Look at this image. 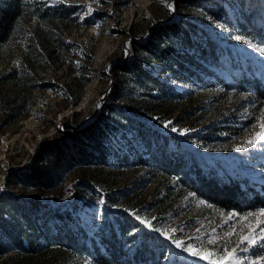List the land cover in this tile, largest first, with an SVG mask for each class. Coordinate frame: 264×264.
<instances>
[{
    "label": "trees",
    "instance_id": "16d2710c",
    "mask_svg": "<svg viewBox=\"0 0 264 264\" xmlns=\"http://www.w3.org/2000/svg\"><path fill=\"white\" fill-rule=\"evenodd\" d=\"M77 14L78 7L65 0H0V85H10V104L20 100L3 115L5 124L17 110H26L25 102L33 90L55 88L50 79L44 81V72L51 67L55 71L57 64H70L68 53L77 43L69 36L79 21ZM184 23L169 21L151 28L139 46L148 52L146 67L129 58L118 69L137 72L139 80L147 81L150 98L159 108L178 101L180 98L170 90L186 84L194 95L203 93L221 102L229 111L226 117L208 124L204 133L186 135L188 139L171 128L183 123L185 114L163 127L109 105L108 118L102 124L96 122L105 112L101 107L86 119L64 127L70 128L69 134L78 133L92 144L90 151L80 146L77 158L91 174H135L130 182L133 198L148 188L149 181H155L147 207H164L187 197L221 213L250 212L264 204V195L245 183L246 169L252 166L245 160L253 161L264 147V139L256 138L257 133L264 135L260 127L264 123V33L246 23L232 24L234 32L245 39L240 47L224 40L216 43L203 29ZM117 87L114 84L110 92ZM181 92L176 94L181 96ZM118 114L117 119L114 116ZM254 123L259 130L243 143L232 142L225 153L212 151L216 144L238 138ZM249 140L254 142L249 144ZM197 142L203 143V150L190 148ZM56 144L43 141L27 166L29 170L22 174L12 170L19 181L30 182L40 194L22 198L1 193L6 202L4 213H0V237H7L25 254L49 253L54 264H166L170 241L153 221L127 207L131 201L126 197L122 201L123 190L102 192L109 209L91 233L85 226L72 225L82 206L91 202L86 193L72 190L62 204L40 197L60 176ZM49 152L53 162L45 165L40 157H48ZM77 184H89L91 191L101 187L97 180ZM172 249L175 257L177 249ZM5 252L6 242L0 240V257Z\"/></svg>",
    "mask_w": 264,
    "mask_h": 264
},
{
    "label": "rangeland",
    "instance_id": "374dc122",
    "mask_svg": "<svg viewBox=\"0 0 264 264\" xmlns=\"http://www.w3.org/2000/svg\"><path fill=\"white\" fill-rule=\"evenodd\" d=\"M65 1L78 7L79 21L69 36L77 44H74L73 52L68 53L71 60L69 65L57 64L55 71L52 67L45 70L44 81L50 79L56 83L55 88L33 90L30 99L25 102L26 110H17L5 124L2 121L3 115L11 107H17L20 100L10 104L13 97L10 85H0V213H4L6 202V196H1L2 192L22 198L40 194L30 182L19 181V175H14L12 170L20 174L29 170L27 166L41 143L57 142L59 154L56 157L61 159L58 168L60 176L52 189L41 192L40 197H50L55 204H62L71 196L72 190L86 193L91 202L82 206L72 225L85 226L91 233L100 224L99 218H105V212L109 209V204L102 198V192L111 188L121 189L124 193L122 201L124 197L131 201L127 207L130 210L137 209L140 214L153 221L156 229L170 241L166 264H209L208 260L193 256L182 247H176V242L181 241L185 246L191 245L195 248L203 247L218 254L226 245L229 248L235 247L238 234L246 232V225L249 223L242 218L250 212L264 209L263 203H259L250 212L243 213H221L202 201L187 197L164 207H147L146 204L154 193L155 181H149L148 188L137 198H133L130 194L133 184L130 182L135 174L116 175L107 171L103 175L91 174L77 158L80 146L90 151L92 144L78 133L69 134L70 128H65L64 125L84 120L101 107L105 112L97 116L96 122L102 124L108 118L109 109L106 110V106L109 105L123 110L125 114L137 115L149 124L163 127H168L172 120L185 114L183 123L170 127L185 139H188L186 135L194 136L200 131L204 133L208 124L228 115L229 111L221 102H215L212 96L203 93L194 95L192 87L177 84L170 92L180 99L167 107L159 108L150 98L147 81L139 80L137 72L124 73L118 67L129 58L138 59L146 67L149 55L139 46L146 40L151 28L169 21L179 25L187 21L203 29L216 43L224 40L230 45L238 44L242 47L245 39L238 32H234L232 24L246 23L264 33V0ZM168 5L172 7L169 8ZM262 59L263 56L258 57L259 61ZM114 84L118 87L111 93ZM179 92L182 93L181 96L177 95ZM154 93L155 91L151 94ZM120 115L114 117L118 119ZM258 130L259 125L254 123L241 136L216 144L212 151L225 153L232 142L243 143L248 135H253ZM185 142L189 143L188 140H184ZM197 143H192L190 148L203 150V143ZM46 155L48 157L40 159L45 165H49L53 154L49 152ZM246 162L252 164L246 169V185H251L264 195V147L253 161L245 160ZM95 180L101 183L98 190L91 191L89 184H77L80 181L93 183ZM260 228H264V224ZM259 230L257 228V232ZM210 239L216 243L209 244ZM0 240L6 242V252L0 257V264H54L49 253L25 254L15 249L7 237L1 236ZM172 248L177 249L178 254L175 257ZM238 255L247 258L245 264L249 261L264 264L261 261V257H264V240L258 241L247 252H238ZM78 264L90 263L83 261Z\"/></svg>",
    "mask_w": 264,
    "mask_h": 264
},
{
    "label": "snow or ice",
    "instance_id": "6c2138e0",
    "mask_svg": "<svg viewBox=\"0 0 264 264\" xmlns=\"http://www.w3.org/2000/svg\"><path fill=\"white\" fill-rule=\"evenodd\" d=\"M168 7L171 8L172 6L168 5ZM261 51H264V49H261ZM260 127L264 129V123H261ZM256 138L264 139V135L257 133ZM253 142V140L248 141L249 144H252ZM242 219L249 221L246 225L247 231H242L238 234V243L235 247L229 248L226 245L219 254L216 251H208L203 247L195 248L191 245L185 246L181 241L176 242V247H182L184 251L189 252L191 255L199 256L201 259L208 260L209 264H245L247 258L240 257L238 252H247L249 248L255 245L258 241L264 240V228H260V225L264 224V209H261L259 212H250ZM253 220L255 221L254 223L251 222ZM141 223H144V221H141ZM257 228L260 229L259 232H257ZM208 243L214 244L216 241L210 239ZM261 261H264V257H261ZM248 264H260V262L249 261Z\"/></svg>",
    "mask_w": 264,
    "mask_h": 264
}]
</instances>
